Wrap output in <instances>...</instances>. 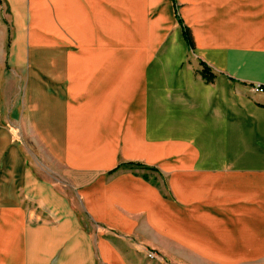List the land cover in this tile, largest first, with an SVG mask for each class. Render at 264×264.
Returning a JSON list of instances; mask_svg holds the SVG:
<instances>
[{"label":"crops","instance_id":"1","mask_svg":"<svg viewBox=\"0 0 264 264\" xmlns=\"http://www.w3.org/2000/svg\"><path fill=\"white\" fill-rule=\"evenodd\" d=\"M255 84L264 0H0V264H264Z\"/></svg>","mask_w":264,"mask_h":264},{"label":"rangeland","instance_id":"2","mask_svg":"<svg viewBox=\"0 0 264 264\" xmlns=\"http://www.w3.org/2000/svg\"><path fill=\"white\" fill-rule=\"evenodd\" d=\"M29 161H30V165H31L33 171H35V175H36V178H37L38 181H44L45 180V181H47L49 183L52 182V183L57 184L56 185L57 188H61L60 183L63 182L61 176L63 177L65 175L58 176V175L48 174L46 172H43V170H41L38 166L32 165L33 164L32 160L29 159ZM148 174H150L151 176L154 177V173H152V172L150 173L149 172ZM68 194H70V192H68ZM73 210H74L75 217H77L79 219L80 225L83 228V230L85 232H88L89 229H90V226L86 222V219L82 216V213L80 211V208H79V206H78V204L76 202H73ZM147 251H149V250H147ZM158 259H160V256L159 255H158ZM158 259H155V260H158ZM149 260H151V259H149Z\"/></svg>","mask_w":264,"mask_h":264},{"label":"trees","instance_id":"3","mask_svg":"<svg viewBox=\"0 0 264 264\" xmlns=\"http://www.w3.org/2000/svg\"><path fill=\"white\" fill-rule=\"evenodd\" d=\"M182 29H183V35H184L185 40L187 41L189 46H192L193 44H192V40H191V37L189 35L188 30L184 26L182 27ZM199 63L202 66V68L200 70V75L203 78V80H205L206 82L212 81L213 80V73H212L211 69L206 64H204L202 61H200ZM127 165H129L131 167L149 169L140 163L128 162ZM144 177L147 178V175L145 174Z\"/></svg>","mask_w":264,"mask_h":264},{"label":"built area","instance_id":"4","mask_svg":"<svg viewBox=\"0 0 264 264\" xmlns=\"http://www.w3.org/2000/svg\"><path fill=\"white\" fill-rule=\"evenodd\" d=\"M253 91H256V92H261V91H263L264 90V86H262L261 84H255L254 86H253ZM146 256L149 258V259H151V260H155V259H158V255H157V253L155 252V251H153V250H149V251H147L146 252Z\"/></svg>","mask_w":264,"mask_h":264},{"label":"bare ground","instance_id":"5","mask_svg":"<svg viewBox=\"0 0 264 264\" xmlns=\"http://www.w3.org/2000/svg\"><path fill=\"white\" fill-rule=\"evenodd\" d=\"M57 2V1H56Z\"/></svg>","mask_w":264,"mask_h":264}]
</instances>
